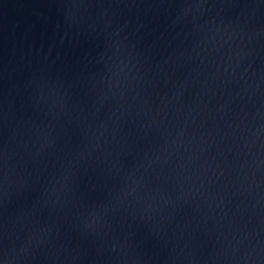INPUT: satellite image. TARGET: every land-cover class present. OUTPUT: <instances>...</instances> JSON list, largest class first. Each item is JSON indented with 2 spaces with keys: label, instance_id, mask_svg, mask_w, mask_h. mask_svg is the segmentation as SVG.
<instances>
[{
  "label": "water",
  "instance_id": "obj_1",
  "mask_svg": "<svg viewBox=\"0 0 264 264\" xmlns=\"http://www.w3.org/2000/svg\"><path fill=\"white\" fill-rule=\"evenodd\" d=\"M0 264H264V0H0Z\"/></svg>",
  "mask_w": 264,
  "mask_h": 264
}]
</instances>
